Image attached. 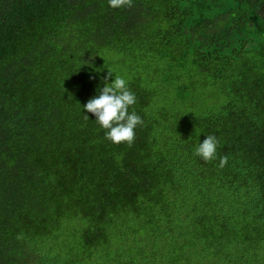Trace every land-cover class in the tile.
<instances>
[{"label": "trees", "instance_id": "obj_1", "mask_svg": "<svg viewBox=\"0 0 264 264\" xmlns=\"http://www.w3.org/2000/svg\"><path fill=\"white\" fill-rule=\"evenodd\" d=\"M109 70L131 148L83 108ZM112 261L264 264V0H0V264Z\"/></svg>", "mask_w": 264, "mask_h": 264}, {"label": "clouds", "instance_id": "obj_2", "mask_svg": "<svg viewBox=\"0 0 264 264\" xmlns=\"http://www.w3.org/2000/svg\"><path fill=\"white\" fill-rule=\"evenodd\" d=\"M112 8H131L133 0H108ZM108 71L102 78L103 87L98 89V95L90 98L83 106L86 112L95 116V121L105 130V138L116 145L127 144L129 148L136 140V128L144 124L143 119L135 111L129 112V108L137 102L135 93L128 87L126 79ZM111 79V83L109 80ZM88 120L87 115L84 116ZM219 141L214 135H208L202 143L196 147L194 155L201 157L206 163L217 159ZM228 161L227 156L219 158V166L223 168ZM20 238V237H18Z\"/></svg>", "mask_w": 264, "mask_h": 264}, {"label": "rangeland", "instance_id": "obj_3", "mask_svg": "<svg viewBox=\"0 0 264 264\" xmlns=\"http://www.w3.org/2000/svg\"><path fill=\"white\" fill-rule=\"evenodd\" d=\"M142 242H143V241L139 242V247H138V252H139V257H140V258L144 255V252H145L144 249H143ZM158 247H159V246H157V248H156L155 250H157ZM151 251H153V250H151ZM112 262H113V264H115L114 261H112ZM128 262H129V261H127V262H126V261H122L121 263H118V264H122V263H123V264H125V263L128 264ZM108 264H111V263H108Z\"/></svg>", "mask_w": 264, "mask_h": 264}]
</instances>
